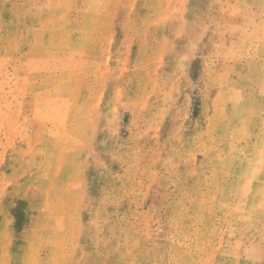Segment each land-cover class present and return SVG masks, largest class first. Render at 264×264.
<instances>
[{
  "label": "rangeland",
  "instance_id": "374dc122",
  "mask_svg": "<svg viewBox=\"0 0 264 264\" xmlns=\"http://www.w3.org/2000/svg\"><path fill=\"white\" fill-rule=\"evenodd\" d=\"M0 264H264V0H0Z\"/></svg>",
  "mask_w": 264,
  "mask_h": 264
}]
</instances>
